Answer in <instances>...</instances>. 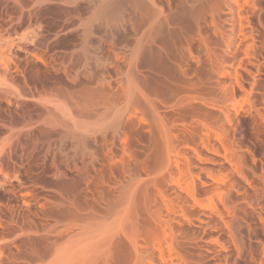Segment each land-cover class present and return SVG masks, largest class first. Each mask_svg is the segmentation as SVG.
Wrapping results in <instances>:
<instances>
[{
  "label": "rangeland",
  "instance_id": "obj_1",
  "mask_svg": "<svg viewBox=\"0 0 264 264\" xmlns=\"http://www.w3.org/2000/svg\"><path fill=\"white\" fill-rule=\"evenodd\" d=\"M0 264H264V0H0Z\"/></svg>",
  "mask_w": 264,
  "mask_h": 264
}]
</instances>
